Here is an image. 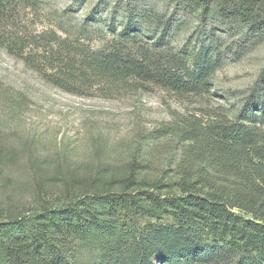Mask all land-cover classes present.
Here are the masks:
<instances>
[{"label": "trees", "instance_id": "trees-1", "mask_svg": "<svg viewBox=\"0 0 264 264\" xmlns=\"http://www.w3.org/2000/svg\"><path fill=\"white\" fill-rule=\"evenodd\" d=\"M179 1L203 19L215 14L243 28L257 44L264 38V0ZM40 2L0 0V49L65 93L115 98L157 87L182 99L204 97L222 68L212 44L176 50L179 24L165 16L149 39L130 19L95 50L32 30L23 13ZM253 94L235 119L176 115L153 132V143L139 146L127 175L107 186L72 180L29 213L0 199V264H264V71ZM27 107L23 93L0 83L1 137L6 120ZM163 153L161 178H142ZM7 160L0 152V178Z\"/></svg>", "mask_w": 264, "mask_h": 264}, {"label": "rangeland", "instance_id": "rangeland-1", "mask_svg": "<svg viewBox=\"0 0 264 264\" xmlns=\"http://www.w3.org/2000/svg\"><path fill=\"white\" fill-rule=\"evenodd\" d=\"M190 6L179 0H41L23 13L32 30L55 31L95 50L117 37L130 19L149 39L156 18L165 16L179 24L171 37L176 50L198 52L212 44L223 64L204 97L182 99L157 87L115 98L78 97L46 83L23 60L0 49V83L28 99L19 119L6 120L0 135V152L8 158L0 178L3 205L13 202L19 212L29 213L53 201L72 180L76 186L93 180L107 186L127 175L139 146L153 143V132L176 115L221 112L235 119L255 99L253 90L264 71V38L257 44L243 28L215 14L203 19ZM145 13L152 15L149 23ZM166 160L161 154L155 171L141 177L161 178Z\"/></svg>", "mask_w": 264, "mask_h": 264}]
</instances>
